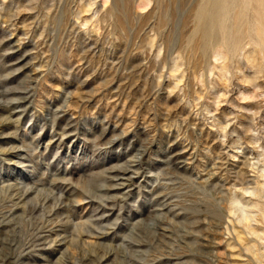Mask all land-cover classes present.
<instances>
[{
    "label": "rangeland",
    "instance_id": "374dc122",
    "mask_svg": "<svg viewBox=\"0 0 264 264\" xmlns=\"http://www.w3.org/2000/svg\"><path fill=\"white\" fill-rule=\"evenodd\" d=\"M205 2L0 0V264H264V0Z\"/></svg>",
    "mask_w": 264,
    "mask_h": 264
},
{
    "label": "water",
    "instance_id": "95a60500",
    "mask_svg": "<svg viewBox=\"0 0 264 264\" xmlns=\"http://www.w3.org/2000/svg\"><path fill=\"white\" fill-rule=\"evenodd\" d=\"M250 0H206L201 8H256Z\"/></svg>",
    "mask_w": 264,
    "mask_h": 264
},
{
    "label": "bare ground",
    "instance_id": "6f19581e",
    "mask_svg": "<svg viewBox=\"0 0 264 264\" xmlns=\"http://www.w3.org/2000/svg\"><path fill=\"white\" fill-rule=\"evenodd\" d=\"M125 4H126V2H125ZM124 6H125V5H124ZM112 8H113V7H112ZM119 8H120V7H119ZM118 23H119V22H118ZM120 25H121V24H120ZM120 25H119V26H120ZM122 26H123V25H122Z\"/></svg>",
    "mask_w": 264,
    "mask_h": 264
}]
</instances>
